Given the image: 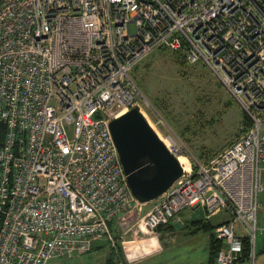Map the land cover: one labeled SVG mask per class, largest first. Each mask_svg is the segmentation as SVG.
I'll use <instances>...</instances> for the list:
<instances>
[{
    "label": "built area",
    "instance_id": "built-area-1",
    "mask_svg": "<svg viewBox=\"0 0 264 264\" xmlns=\"http://www.w3.org/2000/svg\"><path fill=\"white\" fill-rule=\"evenodd\" d=\"M158 49L203 64L249 127L182 169L131 228L222 214L213 263L235 264L244 237L252 258L256 231L264 240V0H0V264L114 245L108 222L136 201L108 123L137 106L129 72Z\"/></svg>",
    "mask_w": 264,
    "mask_h": 264
},
{
    "label": "rangeland",
    "instance_id": "rangeland-1",
    "mask_svg": "<svg viewBox=\"0 0 264 264\" xmlns=\"http://www.w3.org/2000/svg\"><path fill=\"white\" fill-rule=\"evenodd\" d=\"M129 78L134 87L135 105L143 119L162 141L166 140L169 152L184 160L185 170L188 165L193 168L196 163L206 164L213 160L246 131L240 108L203 64L185 62L182 49L175 52L154 50L129 72ZM152 204L134 202L128 209V220L132 223ZM183 215L182 219L188 225L184 218L186 214ZM191 217L200 215L196 210ZM128 224H119L116 219L108 222L114 238L112 247L121 253L127 251L128 244L118 238H131L130 234L121 235ZM256 225L257 228L260 225L259 215ZM183 229L175 230V235L184 234L186 230ZM234 232L239 236L249 235L238 225ZM95 243L101 244L102 248L81 256L80 261L60 259L48 264H99L112 247L104 239ZM263 245L264 240L256 231L252 253H258ZM188 257L198 260L201 255L197 251V256Z\"/></svg>",
    "mask_w": 264,
    "mask_h": 264
},
{
    "label": "water",
    "instance_id": "water-1",
    "mask_svg": "<svg viewBox=\"0 0 264 264\" xmlns=\"http://www.w3.org/2000/svg\"><path fill=\"white\" fill-rule=\"evenodd\" d=\"M108 129L126 185L136 202L155 200L181 175L177 158L143 119L137 106L110 120Z\"/></svg>",
    "mask_w": 264,
    "mask_h": 264
},
{
    "label": "crops",
    "instance_id": "crops-1",
    "mask_svg": "<svg viewBox=\"0 0 264 264\" xmlns=\"http://www.w3.org/2000/svg\"><path fill=\"white\" fill-rule=\"evenodd\" d=\"M195 212L196 211L193 210L185 213L186 217L184 218L191 219V216L194 215ZM128 218V214H124L116 218V221L119 224L125 222L129 223L122 231L121 235H131L129 236L131 238H128L127 240L123 237L118 238L123 244H128L127 251H123L122 253L118 251V264H212V262L209 260L210 247L208 236L201 231H196V228H192L189 224L185 225L186 223L183 221V219H181L183 221L182 224H169L159 228V230H157L152 235L141 236L133 232L131 228V221H129ZM222 219L223 215L218 214L212 217L209 222L211 224H215ZM212 220H214V222ZM183 228L186 230L184 231V234L175 235V230ZM100 248H102L101 244L94 242L91 249L84 254L63 256L53 260L60 261L61 259L71 261L75 259L80 261L81 256L90 255L92 251L98 250ZM260 250L258 253H255L254 251V254L252 253V258L250 260L235 264H264V252L262 253ZM197 251L201 255L198 260H195L196 257L193 259L188 257L191 255L197 256ZM109 255L110 250H108L107 255L103 259L99 260V264H103ZM53 264L57 263L54 262Z\"/></svg>",
    "mask_w": 264,
    "mask_h": 264
},
{
    "label": "trees",
    "instance_id": "trees-1",
    "mask_svg": "<svg viewBox=\"0 0 264 264\" xmlns=\"http://www.w3.org/2000/svg\"><path fill=\"white\" fill-rule=\"evenodd\" d=\"M242 124L244 126V131H245L249 127V121L244 116V114L242 116ZM3 133H4V128L0 125V142L2 140ZM188 222H189L188 224L192 228H196V231H201L208 236L209 247H210L209 260L213 264L214 254L217 251V249H219L221 246L220 242L215 240V238L213 237V234H212V231L215 228V224H211L209 221H205L202 218H193V219H190ZM161 227H163V226H161ZM161 227H158L156 229V231L159 230V228H161ZM115 245H116V243H115ZM115 248L114 247L111 248L112 250H110V255L105 259L103 264H118L117 263V256H118L119 249L116 250ZM113 249H114V252H113ZM260 252H262V253L264 252V246L262 247ZM250 254H251V248L249 246L248 238L244 237L241 240V255H240V257L236 263L243 262L246 260H250Z\"/></svg>",
    "mask_w": 264,
    "mask_h": 264
},
{
    "label": "bare ground",
    "instance_id": "bare-ground-1",
    "mask_svg": "<svg viewBox=\"0 0 264 264\" xmlns=\"http://www.w3.org/2000/svg\"><path fill=\"white\" fill-rule=\"evenodd\" d=\"M161 141H162V139H161ZM162 142L164 143L165 146H167L166 140H163ZM177 161H178L179 165L181 166V168L183 169V167H184V160L179 158V159H177ZM183 170H185V169H183Z\"/></svg>",
    "mask_w": 264,
    "mask_h": 264
}]
</instances>
